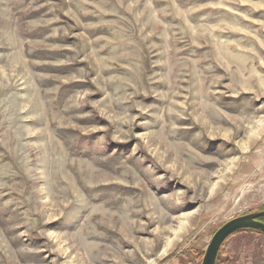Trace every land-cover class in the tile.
Listing matches in <instances>:
<instances>
[{
	"label": "rangeland",
	"instance_id": "obj_1",
	"mask_svg": "<svg viewBox=\"0 0 264 264\" xmlns=\"http://www.w3.org/2000/svg\"><path fill=\"white\" fill-rule=\"evenodd\" d=\"M262 210L264 0H0V264H201Z\"/></svg>",
	"mask_w": 264,
	"mask_h": 264
},
{
	"label": "water",
	"instance_id": "obj_2",
	"mask_svg": "<svg viewBox=\"0 0 264 264\" xmlns=\"http://www.w3.org/2000/svg\"><path fill=\"white\" fill-rule=\"evenodd\" d=\"M264 216V210L235 217L223 224L212 236L201 264H215L216 257L224 241L231 235L252 229L264 234V223L259 219Z\"/></svg>",
	"mask_w": 264,
	"mask_h": 264
},
{
	"label": "trees",
	"instance_id": "obj_3",
	"mask_svg": "<svg viewBox=\"0 0 264 264\" xmlns=\"http://www.w3.org/2000/svg\"><path fill=\"white\" fill-rule=\"evenodd\" d=\"M259 220H261L262 222H264V217H261ZM244 231H249V232L259 233V232L255 231V230H250V229H249V230H244ZM241 232H243V231H241ZM238 233H240V232H238ZM238 233H235V234H238ZM235 234H233V235H235ZM233 235H231V236H233ZM231 236H230V237H231ZM215 264H224L223 261L219 259L218 255H217V257H216V262H215ZM226 264H227V263H226ZM229 264H230V263H229Z\"/></svg>",
	"mask_w": 264,
	"mask_h": 264
},
{
	"label": "bare ground",
	"instance_id": "obj_4",
	"mask_svg": "<svg viewBox=\"0 0 264 264\" xmlns=\"http://www.w3.org/2000/svg\"><path fill=\"white\" fill-rule=\"evenodd\" d=\"M187 216V215H186ZM189 217V216H188ZM185 219H186V217H184ZM185 221V220H184ZM186 222V221H185ZM181 225H184L183 224V222H182V224ZM173 240V239H172ZM171 245H170V243L168 242V243H166V245L164 246V250H163V253L164 252H166L168 249H169V247H170Z\"/></svg>",
	"mask_w": 264,
	"mask_h": 264
}]
</instances>
